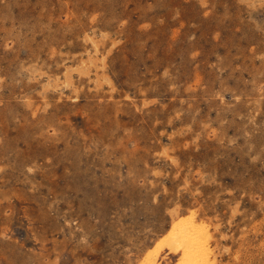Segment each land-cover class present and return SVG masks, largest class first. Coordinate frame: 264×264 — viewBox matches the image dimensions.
<instances>
[{"label":"rangeland","instance_id":"obj_1","mask_svg":"<svg viewBox=\"0 0 264 264\" xmlns=\"http://www.w3.org/2000/svg\"><path fill=\"white\" fill-rule=\"evenodd\" d=\"M182 227L264 264V0H0V264H184Z\"/></svg>","mask_w":264,"mask_h":264},{"label":"bare ground","instance_id":"obj_2","mask_svg":"<svg viewBox=\"0 0 264 264\" xmlns=\"http://www.w3.org/2000/svg\"><path fill=\"white\" fill-rule=\"evenodd\" d=\"M167 240L168 244L172 242V246L167 248H171L174 253H177L179 250L183 251L184 264H198L199 260H202L203 252L200 246V238H198V234L190 231L188 227L172 230L170 238ZM151 259L153 258L151 257Z\"/></svg>","mask_w":264,"mask_h":264}]
</instances>
